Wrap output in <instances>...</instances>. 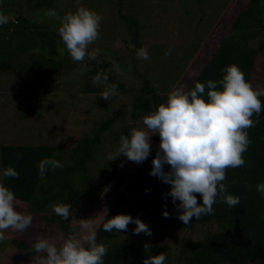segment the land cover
<instances>
[{"label":"rangeland","instance_id":"obj_1","mask_svg":"<svg viewBox=\"0 0 264 264\" xmlns=\"http://www.w3.org/2000/svg\"><path fill=\"white\" fill-rule=\"evenodd\" d=\"M248 3L249 0H50V4L40 5L39 0H0V14L9 17L7 24L0 25V38L4 39H0V179L3 181V145H49L67 159L81 140L95 135L105 121L111 120L89 168L97 202L92 203L80 192L65 220L52 210L58 201L40 209L44 204L42 194L33 203L16 199L17 210L30 213L33 221L22 233L12 229L5 233L6 239L0 242V264H37V256H46L34 251L38 239H51L59 247L72 234L70 226L79 219L93 218L97 230L103 221L112 218L115 201L140 163L123 155L113 161L108 157L115 155L122 136L130 137L133 128L145 127L143 117L148 114L134 115L136 99L145 94L142 87L155 88L166 102L174 85L189 91L222 39L232 33V21ZM79 6L103 17L99 38L88 48L89 52L100 50L95 60L86 55L83 62L74 61L58 33L59 20L45 16L47 10L54 9L63 17ZM132 20L140 28L135 43ZM252 32L251 41L258 42L260 50L250 83L262 88L264 13L262 24ZM143 46L148 60L137 58ZM60 48H64L63 55ZM169 49L171 53L166 55ZM98 73L107 75V85L117 86V94L107 101L101 98L107 85L93 84L92 78ZM158 136H151V146ZM171 208L172 215L178 211L174 204ZM146 225L150 236L134 234V227L127 232L115 230L111 241L133 239L144 248L150 245L146 249L165 253L172 264H188L187 254L181 251L187 242L195 249L225 230V225L215 219L187 225L178 220H157Z\"/></svg>","mask_w":264,"mask_h":264},{"label":"clouds","instance_id":"obj_2","mask_svg":"<svg viewBox=\"0 0 264 264\" xmlns=\"http://www.w3.org/2000/svg\"><path fill=\"white\" fill-rule=\"evenodd\" d=\"M45 16L59 20L58 33L74 61L83 62L86 55L91 60L96 59L100 50L89 52L88 48L99 38L102 15L79 6L75 12H68L63 17L54 9L47 10ZM8 22L9 17L0 14V25ZM59 51L63 55L64 48ZM170 53L171 49L166 55ZM137 58L149 59L144 46L137 51ZM92 79L94 85H107V75L98 73ZM218 84L222 90H217ZM206 86L207 101L203 98ZM116 87L107 85L101 98L107 101L116 95ZM260 97H264V87L254 88L236 64L227 66L219 82L209 80L207 85L196 82L191 91L174 85L166 104L161 103L157 110L143 117L144 128H133L130 137L122 136L115 155L110 154L108 159L113 161L123 155L129 161L142 163L150 155L151 136L158 134L160 143L149 174L170 185L166 195L171 197L178 211L182 210L178 218L184 225L193 218L198 220L202 215L213 214V205L218 198L219 202L233 208L240 203V197L229 194L223 181L228 168L245 165L243 154L250 144L247 129L259 122L252 119L253 115L258 117L264 110ZM165 165H168V171L164 170ZM48 167L55 169L63 165L54 158L42 159L38 165L41 178ZM3 176L18 178L19 173L9 166ZM256 190L264 195V183L257 184ZM196 194L202 197V204L198 203ZM17 204L14 193L0 179V242L6 239L5 233L9 229L22 233L32 224V215L18 211ZM52 210L67 220L72 206L58 203ZM163 215L168 217V211L165 210ZM130 223L136 225L134 234L151 235L148 225L127 214L107 219L103 229L127 232ZM70 227L72 234L59 247L51 239L40 238L34 243L36 253L46 254L36 257L37 264H104L107 248L96 242L94 219H79ZM149 247L145 245V248ZM165 260L162 252L144 259L143 264H164Z\"/></svg>","mask_w":264,"mask_h":264},{"label":"trees","instance_id":"obj_3","mask_svg":"<svg viewBox=\"0 0 264 264\" xmlns=\"http://www.w3.org/2000/svg\"><path fill=\"white\" fill-rule=\"evenodd\" d=\"M47 3L50 4V0H39L40 5ZM263 13L264 0H249L248 6L232 21V33L222 39L218 50L205 65L189 91L194 89L196 82L205 85L209 80L219 82L225 75L227 66L232 64H236L244 73L245 79L250 82L255 58L260 50L259 43L251 41L252 31L262 24ZM132 21L133 26L136 27L132 37L135 43L139 40L140 28L136 26L134 20ZM21 23L16 26H21ZM0 39L4 41L3 36ZM142 88L145 94L136 99L134 115L150 114L157 110L161 103H166V98L155 88L150 85ZM217 90H222L219 84ZM207 91L206 86L203 96L206 101ZM260 99L264 105V97ZM252 119L259 122L255 127L247 129L250 144L243 154L245 165L228 168L223 181L229 194L240 197V203L230 208L226 203L219 202L218 198V202L213 205V214L202 215L198 220L192 219L190 223L215 219L225 225V230L220 234H214V238L201 242L195 249L190 248V242H187L181 251L187 254L188 264L225 262L243 264L245 261H264V195L256 190L257 184L264 183V110L258 117L253 115ZM110 123L111 120L105 121L95 135H87L81 140L67 159L62 158L60 152L57 154L55 148L49 145H3L1 147L3 172L11 166L19 173L18 178L3 176L4 186L14 193L16 199L31 203L42 194L40 197L44 200V207L41 206L40 209L46 208L54 201L72 206L78 201L80 192L88 196L92 203L97 202L98 195L93 184L94 178L89 175V168L100 150V138ZM159 143L158 136L151 146L149 157L140 163L115 201L111 210L112 217L117 214H127L149 225L157 220L181 221L178 218V211L172 215L173 202L171 197L166 195L170 191V185L149 174ZM44 158H54L63 167L55 169L48 167L45 176L41 178L38 175V165ZM164 170L168 171V165L164 166ZM196 195L198 203L202 204V197ZM165 210L169 213L168 217L163 215ZM106 222L107 220L100 224L96 236V242L103 243L107 248V253L103 257L104 264H143L144 259L162 253L146 249L133 239L111 241L115 236V229L106 232L103 229V224ZM134 227H136L134 223L128 225V229ZM165 256L164 264H172L169 257L166 254Z\"/></svg>","mask_w":264,"mask_h":264},{"label":"water","instance_id":"obj_4","mask_svg":"<svg viewBox=\"0 0 264 264\" xmlns=\"http://www.w3.org/2000/svg\"><path fill=\"white\" fill-rule=\"evenodd\" d=\"M0 9H2V7L0 6ZM139 45V44H138Z\"/></svg>","mask_w":264,"mask_h":264}]
</instances>
